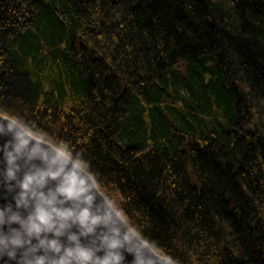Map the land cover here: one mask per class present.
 <instances>
[{"label": "trees", "instance_id": "16d2710c", "mask_svg": "<svg viewBox=\"0 0 264 264\" xmlns=\"http://www.w3.org/2000/svg\"><path fill=\"white\" fill-rule=\"evenodd\" d=\"M0 114L174 264H264V0H0Z\"/></svg>", "mask_w": 264, "mask_h": 264}, {"label": "clouds", "instance_id": "9594fccd", "mask_svg": "<svg viewBox=\"0 0 264 264\" xmlns=\"http://www.w3.org/2000/svg\"><path fill=\"white\" fill-rule=\"evenodd\" d=\"M3 264H156L146 243L99 194L79 153L14 118H0Z\"/></svg>", "mask_w": 264, "mask_h": 264}, {"label": "water", "instance_id": "95a60500", "mask_svg": "<svg viewBox=\"0 0 264 264\" xmlns=\"http://www.w3.org/2000/svg\"><path fill=\"white\" fill-rule=\"evenodd\" d=\"M0 118H9V117H6V116H3V115L0 114ZM244 127H245V130H243L242 133H245V134L251 133V134H252V131L250 130V128H249L247 125L244 124ZM99 194L101 195V197H102L103 199H106L105 196L100 192V190H99ZM4 195H5V193L3 192V186L0 185V197H2V196H4ZM6 195H7V199H6V200L0 198V205H2V204H6V203H10V202L12 201V195H13V194L8 193V194H6ZM123 220H124V218H123ZM124 222H125V224H126L127 226H129V225L126 223L125 220H124ZM131 229H132V228H131ZM134 233H135V232H134ZM135 234H136V233H135ZM136 236H137L141 241H143L144 243L147 244V246H148L150 252L156 257V264H174L172 261H170V260H169L168 258H166L164 255H161V254L155 252V251L151 248V246H150L145 240H143L142 238H140V236H138L137 234H136ZM132 259H133V257H132L131 255L126 256V260H127V261H126V264H128V262H131ZM0 264H3V261H0Z\"/></svg>", "mask_w": 264, "mask_h": 264}, {"label": "rangeland", "instance_id": "374dc122", "mask_svg": "<svg viewBox=\"0 0 264 264\" xmlns=\"http://www.w3.org/2000/svg\"><path fill=\"white\" fill-rule=\"evenodd\" d=\"M245 130V127L242 128V131Z\"/></svg>", "mask_w": 264, "mask_h": 264}]
</instances>
